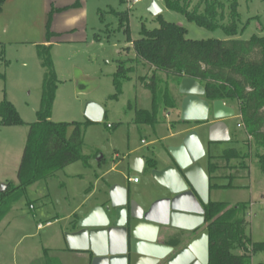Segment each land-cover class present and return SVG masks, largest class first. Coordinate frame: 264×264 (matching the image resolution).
<instances>
[{
	"label": "rangeland",
	"instance_id": "rangeland-1",
	"mask_svg": "<svg viewBox=\"0 0 264 264\" xmlns=\"http://www.w3.org/2000/svg\"><path fill=\"white\" fill-rule=\"evenodd\" d=\"M81 1L85 11L82 28L49 40L46 32L51 30L47 26L50 11L46 12L44 0H14L12 6H6L5 12L0 14V101H10L23 121L0 125V187L8 184V196H12L0 218V264H44L47 258L55 264H80L65 250V234L71 230L75 208L98 198L99 191L89 197L92 189L101 188L102 180L109 178L124 182L139 199L153 197V191L159 189L147 171L128 169L127 153L134 149L139 155L162 162L169 155L167 148L175 134L194 122L180 120L181 94L177 82L149 64L136 63L120 90L114 86L119 62L135 58L132 40L140 37L143 27L154 29L161 21L175 23L186 29V37L190 39H249L253 35H264L262 0H235L234 21L230 11L232 0H220L221 3L191 0L188 10L198 14L205 12L204 4L214 6L219 26L212 28L198 25L184 12L169 9L164 0ZM151 1L162 9L159 14L149 12ZM122 12L127 14V31L118 20V13ZM234 22L236 32L229 36L223 26ZM81 32L83 38L79 40L69 41L72 39L63 37ZM41 52L51 65L56 84L49 119L84 123V158L20 191H11L18 183L17 168L28 124L39 120L38 112L42 107L45 68ZM132 62H126L124 67ZM153 73L158 85L155 95L140 81V77L148 80ZM89 101L103 108L101 121L86 119L83 110ZM232 102L235 113L226 120L230 139L211 144L205 160L208 162L209 152L221 154L224 149H238V157L229 160L234 167L221 168L218 173L223 176L211 179V184L231 183L233 186L210 187L209 200L238 205L239 216L246 221L245 235L251 241L261 242L264 241V173L257 160L264 149L258 148L243 127L237 125L241 123L240 107L236 101ZM140 110L153 114L156 121H136ZM195 129L206 144V133ZM235 170H238L237 176L230 177ZM134 176L140 180L138 184L130 180ZM97 179L99 182L95 185ZM242 252L241 248L233 249L235 254ZM249 264H264V250L252 254Z\"/></svg>",
	"mask_w": 264,
	"mask_h": 264
},
{
	"label": "trees",
	"instance_id": "trees-1",
	"mask_svg": "<svg viewBox=\"0 0 264 264\" xmlns=\"http://www.w3.org/2000/svg\"><path fill=\"white\" fill-rule=\"evenodd\" d=\"M5 1L0 0V10ZM164 1L169 9L184 12L198 25L210 28L219 26L211 3L204 4L205 12L198 14L188 10L191 0ZM217 2L221 3L220 0ZM75 5L76 2L71 6ZM230 11L234 21L237 14L235 0L231 1ZM51 13L52 10L47 21L48 28ZM118 20L127 31V14L118 13ZM223 28L229 36L236 32L235 22ZM55 34L48 29L47 40ZM132 47L135 58L120 61L114 73L113 82L118 91L123 81L129 78L128 73L133 71L139 62L149 64L155 70H162L171 76L177 85L182 77H193L204 86L206 99H221L226 103L238 102L241 126L257 147L264 149V35H253L249 39H190L186 37V29L183 26L161 21L157 28L143 27L140 37L132 40ZM40 56L43 57L42 65L45 68L42 107L38 112L39 120L28 124L26 141L17 168L18 183L11 191H20L28 184L54 175L55 171L84 158L82 153L84 123L55 122L49 119L53 88L56 86L55 76L47 57L43 52ZM128 61L133 62L124 67ZM140 81L155 95L158 85L154 73L148 80L140 77ZM170 104L173 102L170 101ZM156 106L157 104H154V108ZM0 114V125H16L23 122L11 102L6 99L0 101ZM135 120L155 122L156 117L146 110H140ZM238 155L239 150L236 148L224 149L221 154L209 152L207 173L210 181L223 176L222 173H218L221 168H233L234 165H230L229 160L237 158ZM146 163L149 169L155 166L156 161L154 158H147ZM257 163L264 173V153L258 155ZM237 174L238 170H235L230 177ZM212 186L233 185L213 182L210 183V187ZM8 188L7 184L6 188L0 191V218L12 197L8 196L10 191ZM203 207L205 209L203 228H207L209 232L208 264H249L252 254L264 250V241H251L245 235L246 221L243 216H239L238 205L230 206L227 202L209 200ZM73 222L75 223L76 219ZM172 235L166 240L169 244L176 243L187 233L178 230ZM235 248H241L243 252L235 254L233 253ZM44 264L55 263L47 258Z\"/></svg>",
	"mask_w": 264,
	"mask_h": 264
},
{
	"label": "water",
	"instance_id": "water-1",
	"mask_svg": "<svg viewBox=\"0 0 264 264\" xmlns=\"http://www.w3.org/2000/svg\"><path fill=\"white\" fill-rule=\"evenodd\" d=\"M157 15L161 8L155 1L148 6ZM180 120L197 123L205 132L206 144L196 129L177 132L167 148L168 161L147 168L145 157L134 153L127 161L134 172L148 171L158 183L152 201L139 199L120 183L109 186L107 197L90 207L77 219L73 231L65 234L69 250L86 251L90 264H208L209 232L205 209L209 202L210 178L201 160L211 144L230 139L227 118L234 109L221 99L204 97V86L193 77H182L178 84ZM91 122L101 121L104 110L92 101L84 106ZM158 163V164H157ZM6 185H1L3 191ZM170 229L187 233L176 243ZM168 233L164 241L160 234Z\"/></svg>",
	"mask_w": 264,
	"mask_h": 264
},
{
	"label": "crops",
	"instance_id": "crops-1",
	"mask_svg": "<svg viewBox=\"0 0 264 264\" xmlns=\"http://www.w3.org/2000/svg\"><path fill=\"white\" fill-rule=\"evenodd\" d=\"M13 2H14V0H6L5 3L3 4L1 10H0V14H3L5 12L6 6H9V5L12 6ZM44 2H45V10H46V12L50 11L52 9H53L52 11H54L53 12V16H52L51 21H50V28H51L50 31L56 33L54 36H56L58 38H61V34L62 33H69V32H71L73 30H76L77 28H82V26L85 24V11H84V6H83V3H82L81 0H44ZM75 2H76L75 7L71 6ZM54 36H52V37H54ZM63 37H67L69 39H72V40H69V41H75L77 39L78 40L82 39L83 38V33L81 32V33H78L76 35L75 34L74 35L73 34H68V35H65ZM236 103H238V102H236ZM225 104L231 106L234 109L233 102H229V103L225 102ZM179 106H180V100H179ZM238 124H237L238 126L241 125V123H238ZM108 125H110V124H107V127L110 128L111 125L110 126H108ZM195 128H196V123H191V125L190 124L189 125H185L182 129L179 130V132L183 133V132H186V131H188L190 129H195ZM141 142L144 143V141H142V140H141ZM173 143H174V141L171 142L169 145H171ZM217 143H219V142H216L215 144L217 145ZM215 144H214V146H215ZM208 151H210V147H209ZM134 153H136L135 150L131 149L127 153L126 158L128 159L129 155L134 154ZM140 155L145 157V159L152 158V157H146L143 154H140ZM205 158H207L206 155L203 158V160L201 161V163H202L203 168L205 169V171L208 172V162H207V159L205 160ZM168 159H169V157L165 158V160H163L162 162L157 160L158 163L160 162L159 163V167L164 165L168 161ZM127 167H128L129 170H131L129 168L128 161H127ZM147 173H149V172L147 171ZM101 177H100V179H101ZM134 178H135V176L130 178V180L133 183L138 184L140 182V180L137 179V181H134ZM102 179H103V177H102ZM98 182H99V179L96 180L95 185H98ZM113 183H120V184L126 186L128 188V190L131 193H133L130 190L129 186L125 185V183L120 181L118 178L103 179L102 180V185L100 186L101 188L98 187L97 190L92 189V191L89 194V197H94L95 196V191L96 192L99 191L100 194H99L98 198H95L93 200H89V202L87 204H85L84 206H82V207H80V205H79V207L75 208L74 214H75L76 222H77V219L80 216H82L90 207H92L93 205L99 203L100 201H102L104 198L107 197L109 186L112 185ZM210 183H211V181H210ZM143 187H144L143 189H147L146 186H143ZM156 197H157V195L154 194L153 197L147 198L146 200L150 202V201L154 200ZM76 222L75 223L74 222L71 223V230L70 231H73L74 226L76 225ZM177 231L178 230L170 229V232H168V233L172 234V233L177 232ZM168 233L162 232L160 234V240L164 241L165 236ZM65 250H67L68 252H71V254H73V256L80 262V264H90V254H89V252L69 250L67 248V245H66Z\"/></svg>",
	"mask_w": 264,
	"mask_h": 264
},
{
	"label": "built area",
	"instance_id": "built-area-1",
	"mask_svg": "<svg viewBox=\"0 0 264 264\" xmlns=\"http://www.w3.org/2000/svg\"><path fill=\"white\" fill-rule=\"evenodd\" d=\"M133 1L135 2V1H138V0H133ZM238 125H239V124H238ZM108 126H110V125H108ZM134 181H137V178H136V177L134 178ZM30 207H32V205H30ZM49 223H50V222H46V224H49ZM39 226H41L40 223H39Z\"/></svg>",
	"mask_w": 264,
	"mask_h": 264
},
{
	"label": "flooded vegetation",
	"instance_id": "flooded-vegetation-1",
	"mask_svg": "<svg viewBox=\"0 0 264 264\" xmlns=\"http://www.w3.org/2000/svg\"><path fill=\"white\" fill-rule=\"evenodd\" d=\"M182 96H180V98H181ZM197 124V123H196Z\"/></svg>",
	"mask_w": 264,
	"mask_h": 264
}]
</instances>
